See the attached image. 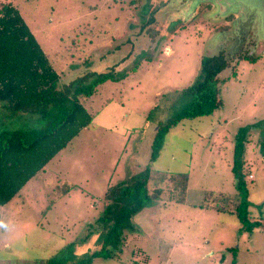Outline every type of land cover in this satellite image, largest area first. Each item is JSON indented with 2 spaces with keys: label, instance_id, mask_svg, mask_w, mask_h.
I'll use <instances>...</instances> for the list:
<instances>
[{
  "label": "rangeland",
  "instance_id": "1",
  "mask_svg": "<svg viewBox=\"0 0 264 264\" xmlns=\"http://www.w3.org/2000/svg\"><path fill=\"white\" fill-rule=\"evenodd\" d=\"M1 1L18 8L60 84L113 78L82 99L91 123L0 205V264H78L93 253L85 264H264V0ZM221 51L222 104L171 126L150 161L157 125L187 101L202 58ZM45 124L0 102V131ZM146 165L147 191L161 187V197L107 238V187ZM176 173L188 174L184 202L172 198ZM222 194L234 196L232 212L214 207Z\"/></svg>",
  "mask_w": 264,
  "mask_h": 264
},
{
  "label": "trees",
  "instance_id": "2",
  "mask_svg": "<svg viewBox=\"0 0 264 264\" xmlns=\"http://www.w3.org/2000/svg\"><path fill=\"white\" fill-rule=\"evenodd\" d=\"M228 64L223 51L202 58L200 77L183 91L187 101L165 122L157 125L150 147V161L157 157L171 126L183 119L210 115L220 107L222 100L218 94L217 76ZM108 78L113 77L87 73L67 84H60L59 74L18 8L0 0V102L11 114L29 112L46 121L40 128L0 131V205L9 202L73 137L91 123L92 115L82 99L90 97L97 85ZM244 145L243 139L236 142L237 159L242 158ZM233 168L237 175L236 168ZM149 177L150 169L146 165L137 174L107 187L100 217L108 224L107 238L110 235L120 237L123 229L130 226L136 212L148 201L161 197V187L148 193L146 185ZM169 179L176 190L171 197L177 202H184L188 174H171ZM70 188L67 185V191ZM233 198V195L222 194L224 204L214 207L232 212L236 205L232 208L228 203H233ZM243 218L246 219V215ZM91 256L95 257L97 253ZM92 257L78 264H85ZM35 263L58 264L53 258L39 259Z\"/></svg>",
  "mask_w": 264,
  "mask_h": 264
},
{
  "label": "built area",
  "instance_id": "3",
  "mask_svg": "<svg viewBox=\"0 0 264 264\" xmlns=\"http://www.w3.org/2000/svg\"><path fill=\"white\" fill-rule=\"evenodd\" d=\"M249 177H251V175H249ZM135 264H139V263H135Z\"/></svg>",
  "mask_w": 264,
  "mask_h": 264
}]
</instances>
